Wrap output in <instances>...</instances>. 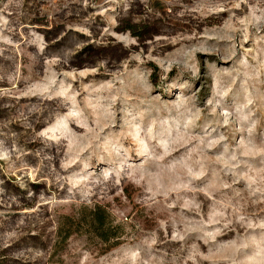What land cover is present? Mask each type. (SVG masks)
<instances>
[{
	"label": "rangeland",
	"instance_id": "374dc122",
	"mask_svg": "<svg viewBox=\"0 0 264 264\" xmlns=\"http://www.w3.org/2000/svg\"><path fill=\"white\" fill-rule=\"evenodd\" d=\"M0 264H264V0H0Z\"/></svg>",
	"mask_w": 264,
	"mask_h": 264
}]
</instances>
